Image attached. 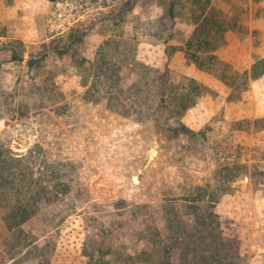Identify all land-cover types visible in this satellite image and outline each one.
Returning <instances> with one entry per match:
<instances>
[{
	"label": "rangeland",
	"instance_id": "rangeland-1",
	"mask_svg": "<svg viewBox=\"0 0 264 264\" xmlns=\"http://www.w3.org/2000/svg\"><path fill=\"white\" fill-rule=\"evenodd\" d=\"M60 1L0 6V264H264V0Z\"/></svg>",
	"mask_w": 264,
	"mask_h": 264
},
{
	"label": "built area",
	"instance_id": "built-area-1",
	"mask_svg": "<svg viewBox=\"0 0 264 264\" xmlns=\"http://www.w3.org/2000/svg\"><path fill=\"white\" fill-rule=\"evenodd\" d=\"M98 8L86 0H61L55 4V8L47 25L55 33H64L85 17H90Z\"/></svg>",
	"mask_w": 264,
	"mask_h": 264
},
{
	"label": "crops",
	"instance_id": "crops-1",
	"mask_svg": "<svg viewBox=\"0 0 264 264\" xmlns=\"http://www.w3.org/2000/svg\"><path fill=\"white\" fill-rule=\"evenodd\" d=\"M7 2H10V0H0V6L7 5ZM29 9H31V8L28 5V11H29ZM28 13H30V12H28ZM33 17L34 16H32V14H29L28 16H24L23 18L28 19V23L30 25V23H31L30 20ZM31 28H32V26L30 25L29 29L31 30ZM28 34H30V32H28ZM5 38H8V37L2 36V35L0 36V39H5ZM8 39H10V38H8ZM12 40H17V41H22L24 43L25 42L29 43V38H24V37L21 38V37L14 36V38H12ZM25 48L29 49L27 47H25ZM26 51L23 54H25ZM8 67H12V62L0 64L1 69H7ZM250 96H251V102L254 105L253 110H252V114H251L252 115L251 116L252 122H253V119H254V121H255V119H263L264 118V106L262 107V104L264 103V74L259 75L254 79L253 83L250 86ZM253 143H255V141H253ZM256 144H257V141H256Z\"/></svg>",
	"mask_w": 264,
	"mask_h": 264
},
{
	"label": "trees",
	"instance_id": "trees-1",
	"mask_svg": "<svg viewBox=\"0 0 264 264\" xmlns=\"http://www.w3.org/2000/svg\"><path fill=\"white\" fill-rule=\"evenodd\" d=\"M174 246H176L174 242H168L166 244L158 245L156 249L152 247L148 252L143 251L141 262L143 264H173L172 253L174 251ZM204 254L209 257L208 260H210L209 262L212 264H221V260L218 259V255L215 252H205Z\"/></svg>",
	"mask_w": 264,
	"mask_h": 264
}]
</instances>
